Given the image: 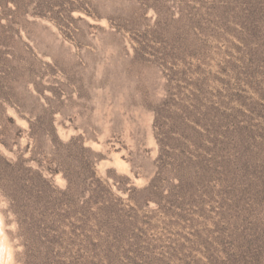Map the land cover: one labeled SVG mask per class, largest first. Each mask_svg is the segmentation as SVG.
Returning <instances> with one entry per match:
<instances>
[{"label": "rangeland", "instance_id": "374dc122", "mask_svg": "<svg viewBox=\"0 0 264 264\" xmlns=\"http://www.w3.org/2000/svg\"><path fill=\"white\" fill-rule=\"evenodd\" d=\"M0 104L9 264H264V0H0Z\"/></svg>", "mask_w": 264, "mask_h": 264}, {"label": "trees", "instance_id": "16d2710c", "mask_svg": "<svg viewBox=\"0 0 264 264\" xmlns=\"http://www.w3.org/2000/svg\"><path fill=\"white\" fill-rule=\"evenodd\" d=\"M0 107H1V109H2V104H0ZM25 108H29V107H27V106H24ZM31 112H32V110H31ZM30 124H31V127H33V125H34V122L33 121H31L30 122ZM73 143H74V137H71L70 138V140L67 142V143H65V145L66 146H73ZM81 149L82 150H85V151H89V152H93L92 150H91V148H89V147H86V146H84V143L81 145ZM94 153V152H93ZM0 156H1V154H0ZM62 162H65L64 160H61ZM18 163V161L16 162V163H12V164H17ZM91 163L92 162H88V164H87V166H85V168L87 169V171H89V173L87 174H83V175H80V176H74V175H72L71 173H69V172H67L65 169L63 170V176L67 179V181H68V186H67V189L68 190H70V189H72V187L75 185V186H77L78 188H80V187H82V185H83V183L86 181V180H88L89 178H91L92 177V173H93V171H91V167H92V165H91ZM10 166H11V164H10ZM13 166H15V165H13ZM11 168H15V167H11ZM15 169H12V171H14ZM52 171L53 172H56V173H58V172H60L61 171V168H55V169H52ZM36 172L38 173V175L40 176V178H42V179H46L45 178V176H44V174H43V172H42V170H36ZM17 178V177H16ZM19 179V178H18ZM79 192H81V189L79 190ZM42 193H44V191H42ZM10 195L12 196V197H18V194L16 193V192H10Z\"/></svg>", "mask_w": 264, "mask_h": 264}, {"label": "bare ground", "instance_id": "6f19581e", "mask_svg": "<svg viewBox=\"0 0 264 264\" xmlns=\"http://www.w3.org/2000/svg\"><path fill=\"white\" fill-rule=\"evenodd\" d=\"M0 216H1V214H0ZM2 218L3 217H0V258L2 259L4 264H9L10 261L12 260V258L10 257L9 252L7 251V247H6L5 240H4L5 239V237H4L5 233L3 235V229L1 227V219Z\"/></svg>", "mask_w": 264, "mask_h": 264}]
</instances>
